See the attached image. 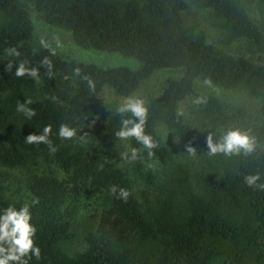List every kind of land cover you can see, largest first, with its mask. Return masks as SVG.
<instances>
[{
    "label": "trees",
    "instance_id": "trees-1",
    "mask_svg": "<svg viewBox=\"0 0 264 264\" xmlns=\"http://www.w3.org/2000/svg\"><path fill=\"white\" fill-rule=\"evenodd\" d=\"M23 1L0 0V169L30 172L41 160L64 175L60 180L29 173L26 178L35 201L28 206L36 227L33 241L40 248L39 259L31 257L28 264H264V188L259 187L264 184V24L249 19L247 0H27L44 24L69 32L76 47L132 58L139 63L135 70L62 60L49 48L21 44L33 32ZM258 2L264 7V0ZM189 6L208 10L214 27L230 41L244 42L257 60L207 43L202 31L183 21ZM13 48L18 56L9 54ZM21 62L38 69L39 79L16 77ZM163 70L181 76L143 104L145 132L156 142L152 150L166 162L158 134L162 127L188 153V147L194 149L190 154L199 160L159 186L134 138L128 142L130 150L138 149L137 159L122 158L116 111L103 120L98 114L105 88L126 99ZM196 80L246 91L260 101L256 120L230 126L224 104L208 95L198 98L196 120L185 121L178 105L193 95ZM26 100L35 111L31 118L16 110ZM61 124L77 134L59 138ZM45 125L51 126L55 152L44 143L26 142ZM228 129L246 133L252 151L209 155L207 135L215 142ZM246 175H258L256 185L248 186ZM88 186L105 192L100 220L84 251L71 252L70 220L81 210L80 193ZM121 188L128 192L126 199L118 195ZM9 205L23 206L0 193V208Z\"/></svg>",
    "mask_w": 264,
    "mask_h": 264
},
{
    "label": "rangeland",
    "instance_id": "rangeland-1",
    "mask_svg": "<svg viewBox=\"0 0 264 264\" xmlns=\"http://www.w3.org/2000/svg\"><path fill=\"white\" fill-rule=\"evenodd\" d=\"M23 6L29 14L33 32L31 40L21 44H29L40 48L46 47L62 60L93 64L102 69L126 67L135 70L139 67V63L132 58L116 53L82 50L76 47L71 40L69 32L44 24L31 2L25 0L23 1ZM246 13L256 25L264 24V7L259 4L258 0H247ZM182 17L186 25L193 27L194 32L202 31L204 33L207 43L230 55L244 56L251 60H257V55L251 56L249 54L247 45L244 42L230 41L224 31L214 27L215 20L209 15L208 10L189 6L183 12ZM180 76L181 73L175 70L157 72L131 97L140 99L144 104L148 97L158 95L169 81L178 79ZM208 95L218 98L224 104L230 126L239 127L249 124L257 118L260 101L249 96L246 91L242 89L222 90L196 80L193 95L188 96L178 105L179 112L185 121L193 122L196 120L195 109L198 98ZM99 99V120H103L106 115L115 112L117 107L125 100L115 96L109 88H105L102 91ZM158 134L161 145L166 148L168 153L166 162H161L153 150L151 155L148 154L146 149L140 150V153L144 165L155 175L156 183L162 186L172 175H176L178 169L192 168L198 162L199 157L188 153L177 142L170 131L160 127L158 128ZM97 137L100 138V135H97ZM89 143L90 140L84 141L85 145ZM118 148L121 154L130 153L128 139L119 140ZM29 173L54 176L60 180L64 178L63 173L56 169L54 165L45 164L41 160L38 162L37 167H31L30 172L26 170L5 171L0 169L1 195L9 201L21 203L23 206L34 204L33 197L29 195L26 189V178ZM104 194L103 190L96 191L91 186L84 188L80 193L81 210L70 220L69 233L72 234V238L68 248L71 252H83L86 247V237L89 233L96 231L100 220L102 196Z\"/></svg>",
    "mask_w": 264,
    "mask_h": 264
},
{
    "label": "clouds",
    "instance_id": "clouds-1",
    "mask_svg": "<svg viewBox=\"0 0 264 264\" xmlns=\"http://www.w3.org/2000/svg\"><path fill=\"white\" fill-rule=\"evenodd\" d=\"M12 56H18L14 48L9 50ZM12 64L9 62L8 68L11 69ZM14 75L21 77L28 75L34 79H39L38 69L26 67L25 62L19 63ZM30 100L17 104V112L24 114L26 118L35 115V111L29 107ZM117 115L120 116V127L115 132V136L120 140L134 138L144 149L148 150V154H152V149L156 147L151 134L145 132V123L147 119L146 108L140 99L128 97L116 109ZM130 114L125 116L124 114ZM51 126L45 125L40 134L30 133L25 139L29 144L44 143L48 146L50 152L56 149L49 139ZM76 130L65 124H61L58 128L57 135L62 139H70L76 135ZM207 152L209 155L223 154L224 156L236 155L243 150L245 153L252 151V144L248 135L239 129H228L215 142L212 134L209 133L205 139ZM187 150L194 154V149L188 147ZM122 158L128 161H135L138 157V149L131 148L130 153H122ZM258 175H246L244 182L248 186L256 185ZM259 187L264 188V184ZM110 191L117 192L116 186H112ZM119 197L126 199L128 192L121 188L118 193ZM31 215L27 205L16 207L9 205L0 208V264H28V259L35 257L39 259L40 248L34 244L33 237L36 233V227L30 223ZM30 254V255H29Z\"/></svg>",
    "mask_w": 264,
    "mask_h": 264
}]
</instances>
